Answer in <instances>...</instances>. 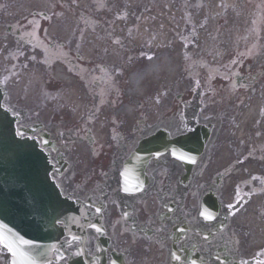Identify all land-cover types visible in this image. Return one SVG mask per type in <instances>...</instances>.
Masks as SVG:
<instances>
[{"label": "flooded vegetation", "instance_id": "af4514ba", "mask_svg": "<svg viewBox=\"0 0 264 264\" xmlns=\"http://www.w3.org/2000/svg\"><path fill=\"white\" fill-rule=\"evenodd\" d=\"M196 6L197 0H72L71 5L69 0H0L3 84L38 71L42 88L59 87L62 80L53 76L57 70L76 76L83 88L108 96L125 86L133 56L124 53L128 44L134 49L133 33L141 26L150 31L151 40L140 45L136 60H148L157 55V46L164 48L153 45L164 40L158 24L171 26L166 42L170 53L175 39L184 44L179 74L188 73V81L173 84L174 94L168 93L167 105L155 119L141 118L126 126L113 117L104 139L91 144L81 135L90 156L78 171L68 167L52 172L63 193L78 203L79 220L78 235L64 233L48 264L264 262L258 255L264 251V184L251 179L264 178L259 28L253 35H231L226 45L215 43L216 49L209 37L200 46ZM69 11L75 17L71 28ZM114 48L121 55L111 65L107 59ZM13 113L24 118L20 111ZM92 113L80 119L81 128L88 129L96 119ZM157 133L168 137L169 148L158 157L153 154L138 172L126 169L139 143ZM198 144L204 145L202 154L187 159ZM170 146L185 159L174 156ZM126 170L131 181L143 182L140 189L123 190L129 181L122 175ZM237 188L244 199L230 215L227 205L236 203ZM204 209L215 219L201 216ZM248 215L256 225L245 222ZM172 253L179 260H173ZM9 262L0 245V264Z\"/></svg>", "mask_w": 264, "mask_h": 264}, {"label": "water", "instance_id": "95a60500", "mask_svg": "<svg viewBox=\"0 0 264 264\" xmlns=\"http://www.w3.org/2000/svg\"><path fill=\"white\" fill-rule=\"evenodd\" d=\"M0 89V237L30 241L32 259L43 264L58 233L56 222L70 213V203L49 178L48 154L29 138L20 139L15 119L1 106ZM143 151V146L137 153Z\"/></svg>", "mask_w": 264, "mask_h": 264}, {"label": "rangeland", "instance_id": "374dc122", "mask_svg": "<svg viewBox=\"0 0 264 264\" xmlns=\"http://www.w3.org/2000/svg\"><path fill=\"white\" fill-rule=\"evenodd\" d=\"M260 1V0H258ZM199 4V11H197V29H198V34L201 35L200 40L198 41V45L204 46L206 42H208V37H216V42L215 43H221L220 45L224 46L226 45L225 43H229V39L231 35H253L254 29L259 28V34L261 35L262 40H264V11H257L253 6V2H249L248 0H198L197 1ZM261 13L260 17V24L261 26L256 27L254 23H252V15L254 13ZM256 21V18L255 20ZM170 27V25H167ZM167 31L168 29L165 28ZM167 35V33H166ZM217 47V46H215ZM221 47V46H220ZM264 55V50L262 51ZM25 82H28L27 79H24ZM13 87V86H12ZM11 88V87H10ZM18 88V87H17ZM158 88H153L152 91H150V98L149 100L153 101L158 97V104L156 106H153L152 108H148V111H145V119H148L149 121L153 120L156 118L157 114H159L160 108L162 106L167 105V100L166 103L164 102V98L162 97L161 91L162 87L156 92ZM19 90V88H18ZM66 92H63L60 96L61 101L56 102L58 104H62L63 107L67 106L68 104L73 103L74 107L69 108V110L65 108H61L59 106H56L54 109V122H59L63 121L64 118L69 116H73V119H75L78 115H81V111H79V107H82L87 110V104L89 105V98L85 94V92H80V99L77 97V94H73V91L70 89L66 88L64 89ZM52 91H54L52 89ZM18 92V91H17ZM30 93L26 94V98L30 96ZM33 93V92H32ZM76 93V92H75ZM53 96V93H52ZM116 98V95L111 94L109 95L107 101L105 104L101 105L100 107H97L95 110L98 109V112L96 113V124H94V133L99 135V132L102 133L103 135H107V131H109L110 127V115H111V101ZM264 99V96L262 97ZM34 102L33 105L25 104V108L27 110L29 109L30 112L28 113L29 119L30 120H41L42 122L46 123L47 116L51 113L50 112V104L52 101L56 100H48L49 102L45 101L43 98L37 96L33 98ZM91 100V99H90ZM94 103L99 104V100L94 101ZM91 102L90 107H93L94 104ZM67 104V105H64ZM76 104V105H75ZM143 105L146 106V102H143ZM99 106V105H97ZM73 108H75V111H73ZM35 112L41 113V117L33 114ZM44 116V117H43ZM71 120V117H70ZM77 120V119H76ZM98 121V122H97ZM75 122V121H74ZM78 125V124H77ZM126 129V128H125ZM130 129V128H129ZM128 129V130H129ZM62 145V143H61ZM81 145L74 144L72 148L66 153L67 160L69 163H71V166L78 171L77 166H80L81 162V154L85 156V152L80 150ZM83 160L86 159L87 157H82ZM82 160V162H83ZM80 162V163H79Z\"/></svg>", "mask_w": 264, "mask_h": 264}, {"label": "bare ground", "instance_id": "6f19581e", "mask_svg": "<svg viewBox=\"0 0 264 264\" xmlns=\"http://www.w3.org/2000/svg\"><path fill=\"white\" fill-rule=\"evenodd\" d=\"M176 58L163 52L159 57L146 62L143 68L134 71L129 78V88L125 91L118 113L130 116L132 109L125 103H132L133 99H145L153 85H158L161 80L171 79L176 70Z\"/></svg>", "mask_w": 264, "mask_h": 264}, {"label": "snow or ice", "instance_id": "6c2138e0", "mask_svg": "<svg viewBox=\"0 0 264 264\" xmlns=\"http://www.w3.org/2000/svg\"><path fill=\"white\" fill-rule=\"evenodd\" d=\"M149 59H151V57H149ZM3 83H4L3 81H0V85H3ZM5 111L7 112L8 110L5 109ZM0 123H2V121H0ZM16 135L20 139H27V137L25 136V133L20 128H17ZM45 143L47 142L45 141ZM156 155L158 157L160 154L156 153ZM173 155H176V153L173 152ZM180 159H185V157L181 156ZM187 159L191 160L190 157H188ZM122 175L124 174L122 173ZM251 179L253 181H260L262 184H264V178L260 176H252ZM126 185H127V180L125 181V187L123 189L124 191L127 192L129 191V189ZM245 195H248V193H245ZM236 197L237 199H236L235 204L230 203L227 205L230 215L234 214V212L236 211V209L239 207V205L244 199V197L240 195L239 188H237L236 190ZM97 211H99V209H97ZM200 215L209 221L215 219V216L213 215V213L208 211L207 209H204L203 211H201ZM90 227L95 228V225H90ZM95 230L97 232L100 231L99 228H95ZM76 239H77L76 237H73V241H75ZM0 244H3L4 248H6L8 252L11 254V257H12L11 264H35V261L32 259V249L35 246L32 245L30 241L17 238L16 240L9 242L3 239L2 237H0ZM69 247H71V245H69ZM57 253H58V259L62 260L63 256L59 254V250H57ZM76 255H80V253L77 252ZM258 255L264 256V251L258 253ZM171 256L173 260H179V256L177 254L172 253ZM241 264H248V262L245 260V261H242ZM258 264H264V262H258Z\"/></svg>", "mask_w": 264, "mask_h": 264}]
</instances>
